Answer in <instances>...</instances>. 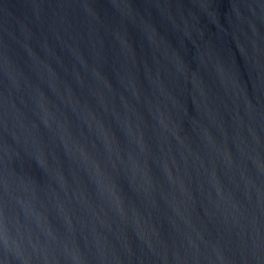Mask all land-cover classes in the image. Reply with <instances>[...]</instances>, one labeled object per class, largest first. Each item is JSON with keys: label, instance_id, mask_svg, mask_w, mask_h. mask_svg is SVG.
Instances as JSON below:
<instances>
[{"label": "water", "instance_id": "obj_1", "mask_svg": "<svg viewBox=\"0 0 264 264\" xmlns=\"http://www.w3.org/2000/svg\"><path fill=\"white\" fill-rule=\"evenodd\" d=\"M0 264H264V0H0Z\"/></svg>", "mask_w": 264, "mask_h": 264}]
</instances>
